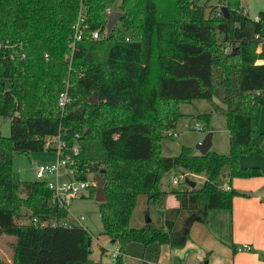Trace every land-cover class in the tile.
<instances>
[{"label":"trees","instance_id":"obj_1","mask_svg":"<svg viewBox=\"0 0 264 264\" xmlns=\"http://www.w3.org/2000/svg\"><path fill=\"white\" fill-rule=\"evenodd\" d=\"M192 1L119 0L121 30L107 31L105 9L115 0H0V39L19 44L11 59L0 58V115L9 118V135H0V234L14 237L12 262L0 264H100L88 257L84 228L28 221L66 217L50 202L45 181L11 179L12 152L41 151L48 136L58 135L68 149L77 144L73 178L85 180L103 169L104 199L97 205L102 233L117 251L111 264H121L122 256L157 264L161 246L184 244L183 229L193 217L205 222L207 210H229L233 196L245 195L229 182L228 189L221 185L225 170L229 180L260 175L256 167L238 166L237 157L264 155V132L257 128L264 45L258 49L255 38L264 32V11L254 21L242 13L240 0H222L227 17L220 11L216 19L204 18ZM78 14L82 37L71 49ZM93 30L96 39L89 36ZM63 88L70 101L61 110ZM194 99L224 117L228 153L198 154L181 146L174 156L159 155L161 132L181 115L179 106ZM193 117L204 125L209 113ZM178 169L201 176L200 186L160 189L162 174ZM139 195L142 213L154 207L160 224L129 223ZM167 195L175 206L163 208ZM23 218L27 222L18 221Z\"/></svg>","mask_w":264,"mask_h":264},{"label":"rangeland","instance_id":"obj_2","mask_svg":"<svg viewBox=\"0 0 264 264\" xmlns=\"http://www.w3.org/2000/svg\"><path fill=\"white\" fill-rule=\"evenodd\" d=\"M119 0H115L112 6V10H117V3ZM194 4L198 6L202 12L204 18L216 19L214 13L220 12L222 0H193ZM240 5L246 10L248 17L253 18L258 11H264V0H240ZM195 6V7H196ZM224 6V5H223ZM121 30L119 22L114 23L112 29ZM111 29V30H112ZM217 41L221 42V35H216ZM225 51L229 50L227 43H223ZM68 52L63 55V60L67 62V68H69V56ZM44 57H46L44 55ZM67 82L65 81V87ZM63 88L62 91H64ZM93 102L95 97H91ZM178 116L171 129H166L161 132L162 138L159 141V155L161 156H174L178 154L181 146L190 148L191 151L197 152L195 146L199 143L203 137L207 134H211V146L210 150L217 153L226 154L229 149L228 132L226 128L225 119L222 115L216 114L211 111L209 103L203 99H194L190 102L182 103L179 106ZM198 113H209V118L206 124L199 125L195 123L193 115ZM197 125V127L195 126ZM257 128L259 131L264 132V107L259 109ZM171 131L173 136H167L166 132ZM0 135H9V118L0 115ZM54 145V141L46 138L45 145L41 151H13L11 159V179L13 181H29V180H43L45 182L54 181L52 174L44 173L42 177L36 178L35 171L40 165L50 164L55 161L56 152L51 149ZM237 164L240 167L250 168L256 167L260 175L253 177H237L233 176L230 180L227 176L220 181L229 182L232 189L238 193L245 194L235 195L232 197L230 211L226 209H218L216 211V217L212 220V225L217 228L221 225L217 220H225L229 214L232 218L238 220L235 222L234 231H237L239 225H242L244 229H247L254 234H261L264 231V201L261 200V194H264V155L259 153H240L237 157ZM63 169L60 168L59 172ZM181 170H171L166 174H162L160 178L159 188L164 191L179 190L185 187V183L179 181L177 184L171 183V177L178 176ZM185 177L195 182V187L200 186L202 183L201 177L189 174L185 172ZM87 178L92 179V173L87 174ZM59 181L64 180L63 177L58 178ZM94 186V181L92 183ZM95 186L93 189L82 190L76 195L70 202L69 212L74 216L82 215L81 220L82 227L90 234L89 241V255L88 257L93 261H99L100 264H111L114 259V244L102 233V224L98 213V205L94 199ZM175 202L174 199L167 195L163 201V208L167 207L171 203ZM144 197L139 195L137 198V204L132 211L129 223L131 225H138L141 222H145V214L142 213L144 208ZM188 213L185 212L180 218L177 228L182 227V222L186 218ZM150 220L154 225L160 224L158 213L154 207H150L147 213ZM28 219H21L18 221L27 222ZM210 220V216H208ZM216 220V221H215ZM243 220L244 223L240 224ZM29 221V220H28ZM187 227H184V229ZM183 229V231H184ZM14 237L11 235L0 234V260L3 262H12L14 252ZM183 246L177 248H168L166 245L160 247L159 262L167 264H182ZM101 248H103L102 255H100ZM263 250V248H262ZM258 251L255 247H252L248 252H237L232 256L231 264H264V252ZM212 258V259H211ZM224 255L219 249L212 251L211 256L207 258V261L211 259L212 263L217 261L223 262ZM121 264H140L139 260L129 256L121 257ZM192 264V262H188ZM211 264V263H210Z\"/></svg>","mask_w":264,"mask_h":264},{"label":"built area","instance_id":"obj_3","mask_svg":"<svg viewBox=\"0 0 264 264\" xmlns=\"http://www.w3.org/2000/svg\"><path fill=\"white\" fill-rule=\"evenodd\" d=\"M112 11V8L107 7L105 9V14H108ZM242 13H246V10L243 8ZM252 20L257 21V14L252 18ZM80 15L78 14L77 20L73 25V34L71 40L69 42V47L72 49L73 45L79 41L82 37L81 30L82 27L79 28ZM91 39H96L98 37L97 31L93 30L89 34ZM255 38L259 39L258 49L261 45H264V32L261 36L255 35ZM19 48V44L16 42H12L8 39H0V58L1 59H11L13 57V53ZM22 56V55H21ZM259 62V60H257ZM70 95L66 90L61 91L57 97V106L59 109H63V107L69 103ZM197 127V125H195ZM167 136H173L171 131L166 132ZM50 140L54 141V145L51 147L56 152V158L53 163L44 164L38 166L35 171V177L40 178L44 173L52 174L54 176V181L45 182L46 188L50 191V202L53 205H56L59 208H62L66 211V217L60 220H42L39 221L37 218L32 217L29 222L32 225L36 226H44V225H57L64 228L70 227H82L81 220L83 219L82 215L74 216L69 212V205L71 200L78 195L82 190L87 189L89 185H92L93 181L89 178L85 180H78L73 178L72 176V167L71 163L73 162V157L78 153L77 144H73L69 149L66 148L64 142L58 137V135L48 136ZM46 142V139H45ZM67 151V152H66ZM62 168L63 171L59 172V169ZM184 173H179L178 176L171 177V183L177 184L179 181H183ZM63 177L64 180L59 181L58 178ZM186 186V185H185ZM224 188L228 189L229 186L227 184L223 185ZM83 228V227H82ZM238 251H250L251 246L249 244H240L236 247ZM116 249L114 248V254L116 255ZM114 258V257H113Z\"/></svg>","mask_w":264,"mask_h":264},{"label":"crops","instance_id":"obj_4","mask_svg":"<svg viewBox=\"0 0 264 264\" xmlns=\"http://www.w3.org/2000/svg\"><path fill=\"white\" fill-rule=\"evenodd\" d=\"M225 177L226 175L224 174L222 178ZM224 184H227V182L221 183V185ZM168 196L172 197L171 195ZM261 200L264 201V194H261ZM175 205L176 202H173L164 208L173 207ZM217 210L218 209L207 210L205 213V222L199 221V219L196 220V217H193L188 223L187 231H185L187 239L182 245V264H188V262H192V264H231L232 256H234L235 253L248 252L236 250V247L243 243L249 244L251 246V250L252 247H255L258 251H261L263 248L262 251L264 252V231L257 235L247 229H244L242 225H239L241 228L234 231L235 222L238 223V220L232 218L229 214H227L228 218L224 221L222 219L217 220L221 226L220 228H215L212 225V220L216 217L215 213ZM228 211H230V209ZM187 216L188 214L185 217ZM208 216H210V220H208ZM243 223L244 221L241 220L240 224ZM215 249L222 251L224 255L223 262L217 261L216 263H212V258L207 261V258L211 256L212 251ZM157 264L167 263H160L158 260Z\"/></svg>","mask_w":264,"mask_h":264},{"label":"water","instance_id":"obj_5","mask_svg":"<svg viewBox=\"0 0 264 264\" xmlns=\"http://www.w3.org/2000/svg\"><path fill=\"white\" fill-rule=\"evenodd\" d=\"M220 11L222 12V16L224 18L227 17V10L224 6H222L220 8ZM123 16V14L120 12V11H117V10H112L107 18H106V22H105V28L107 31H110V29L113 27L114 23L118 22L120 20V18ZM210 146H211V134L210 133H207L203 139L196 144L195 148L197 150V153L198 154H203L205 153L207 150L210 149ZM103 171V169H100L99 171H93L92 173V179L94 181V186H95V192H94V196H93V199L96 201V202H102L104 197H103V194H102V189H101V186H102V181H101V176H100V173ZM224 176V174H222V177ZM183 181L185 183V185L187 187H194L195 186V182L192 181V180H189L187 177H183ZM146 218H145V222H149L150 219L149 217L147 216V214H145ZM196 220H198V216H196L195 218ZM187 231V228L184 229V232ZM87 244H89V241H87Z\"/></svg>","mask_w":264,"mask_h":264}]
</instances>
